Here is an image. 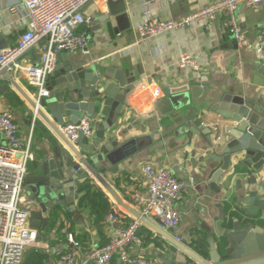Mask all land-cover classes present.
Returning a JSON list of instances; mask_svg holds the SVG:
<instances>
[{
	"label": "crops",
	"instance_id": "crops-1",
	"mask_svg": "<svg viewBox=\"0 0 264 264\" xmlns=\"http://www.w3.org/2000/svg\"><path fill=\"white\" fill-rule=\"evenodd\" d=\"M215 1L218 0H125L130 24V29L125 31H121L120 26H111L108 0L91 3L84 10L86 22L80 28V31L88 33L89 52L67 53L68 58L64 60L73 65L83 63L85 67L97 64L104 68H116L124 71L128 78L135 79L134 90L128 95L124 105V115L116 129L107 132L102 142L108 144L112 135L116 134V137L129 132L130 136L159 135L156 145L160 146L155 151H149L145 157L136 156L123 161L117 166L116 174L109 173L105 177L122 201L140 213L142 205L138 197L145 196L149 187L143 169L147 165L167 168L174 176L189 184L182 203L178 205L180 228L169 233L173 236L182 235L189 241L190 238L195 241L205 237L208 250L211 244L208 234L211 233L216 239V228L222 222V211L225 227L232 225V218L235 217L233 211H238V217L243 222L247 220L243 211H250L251 207L239 201L238 180L243 181L245 190H250L252 177L259 183L264 180V171H255L241 162L243 158H239L240 168L233 159L232 170L226 178L219 181L217 189L212 188L210 179L222 166L220 149L228 142L229 131L238 125L223 118L216 107L224 96L241 97L256 107L264 119V99L260 94L264 87V64L259 61L255 50L236 47L232 37L225 33L221 18L214 21L200 19L184 28L143 39H140L136 30L139 24L152 18L184 21ZM151 2L153 6L147 15L145 4ZM237 18L247 38L255 44L264 25V1L257 8L241 5ZM28 19L23 0H0V50L18 45L27 31ZM42 44L41 41L27 51L21 62L24 65H38L41 61L39 48ZM182 56L195 58L198 69L181 68L179 61ZM15 81L35 101L36 89L21 77ZM157 89L162 90L159 98L153 96ZM7 96L18 99L20 104H12ZM175 97L186 99L189 105H185L181 114L172 122L169 120L173 111L170 100ZM0 111L10 113L21 129L24 145L31 148L34 160L28 165V175L38 170L42 159L55 158L54 151L60 150L62 155L67 154V148L60 139L49 130L39 129L40 121L36 112L9 81L0 80ZM193 113L197 114L194 121L199 129L187 124L181 126V120L185 116L191 117ZM91 119L95 133L84 144L96 140L97 125L105 121L101 117ZM176 123L180 126H176ZM95 148L98 149L99 146ZM84 177L83 175L77 179L76 196L86 195L82 190L84 184L101 190L112 206L111 213L115 214L116 222H106L111 213L104 218L91 217L88 211L80 208L79 201L82 197L75 201L77 215L71 214L63 206L54 207L50 203L44 214L41 205L33 201L31 186L25 182L27 206L34 222L30 225L42 232L41 239L48 245L35 250L46 254L47 264H56L60 254L67 248L66 238L65 242L55 248L50 246V242L57 239L58 227L50 232L45 226L54 209L60 211L59 223L62 221L65 228L73 230L71 232L76 239L84 243L86 248L108 244L119 227L128 225L134 219L109 196L102 185L92 178L84 181ZM65 211L72 215V220L66 219L63 214ZM151 222L158 224L153 220ZM141 237L143 246L133 248L132 253L145 257L152 264H162L155 253L166 244L165 241L147 226L142 228ZM224 242L222 240L220 244ZM113 264L119 263L115 261Z\"/></svg>",
	"mask_w": 264,
	"mask_h": 264
},
{
	"label": "water",
	"instance_id": "water-1",
	"mask_svg": "<svg viewBox=\"0 0 264 264\" xmlns=\"http://www.w3.org/2000/svg\"><path fill=\"white\" fill-rule=\"evenodd\" d=\"M108 6L112 16L111 26H120L121 31L130 29L125 0H108ZM58 58L60 64L47 84L50 96L39 104L13 79L11 73H4L5 81H9L36 112L40 121L39 129L51 131L67 148L66 155L56 150L55 158L42 159L38 170L25 179L32 188L33 201L41 205L44 214L50 203L54 207L63 206L71 214L77 215L75 201L83 194L76 196V182L84 175V181L94 179L134 219H140L165 241L166 244L155 253L162 264H264V180L259 183L252 177L250 190H245L243 181L238 180L239 201L251 207L250 211H243L247 220L243 222L238 217V211H233L235 217L232 218V225L225 227L222 211V222L216 228V239L211 233L208 234L211 244L207 254L194 249L195 242L190 243L182 235L176 236L181 241L176 240L175 236L124 203L105 177L109 173L116 174L117 166L123 161L136 156L145 157L149 151H155L160 146L156 145L159 135L130 136L129 132L116 137V134L112 135L108 144L102 142L107 132L116 129L124 115V105L134 90L135 79L128 78L124 71L116 68H104L97 64L85 67L83 63L73 65L64 61L68 58L67 53L59 54ZM170 101L173 111L169 120L173 122L189 102L180 97ZM216 110L221 111L223 118L238 125L229 131L230 138L220 149L222 166L210 179L214 189L232 170L233 159L238 162L236 165L239 168V158H243L241 162L255 171H264V119L260 111L241 97L232 95L221 98ZM196 115L193 113L191 117L185 116L180 122L181 126L187 124L199 129L194 121ZM85 117L95 120L101 117L105 121L97 125L98 132L93 143L84 144L86 139L81 133L74 145L63 135L61 127L78 125ZM175 125L180 126L179 123ZM222 240L225 242L221 245Z\"/></svg>",
	"mask_w": 264,
	"mask_h": 264
},
{
	"label": "built area",
	"instance_id": "built-area-1",
	"mask_svg": "<svg viewBox=\"0 0 264 264\" xmlns=\"http://www.w3.org/2000/svg\"><path fill=\"white\" fill-rule=\"evenodd\" d=\"M99 1L104 0H23L29 18L27 31L17 46L0 50V80L5 81L4 73H11L14 80L21 77L36 89L37 104L49 98L47 84L54 76L59 54L89 52L88 33L80 31V28L86 22L85 8ZM263 1L218 0L184 21L152 18L139 24L136 31L140 39L150 38L184 28L200 19L214 21L221 18L225 33L232 37L236 47L255 50L259 61L264 64V25L254 44L241 29L237 18L241 5L257 8ZM151 6L152 2L145 4L147 15ZM41 41L43 44L39 48L40 63L24 65L21 58ZM179 66L183 69H198L197 61L192 56H182ZM260 94L264 99V87ZM161 95L162 90H154L155 98ZM61 132L75 145L81 133L85 139L91 140L95 128L92 119L85 117L78 125L61 127ZM33 160L31 148L23 143L19 125L9 112L0 111V264H24L28 250L48 246L41 239L42 232L33 228L29 221L31 213L27 206L24 185L28 165ZM143 173L149 187L145 196L138 197L142 205L141 216L158 222L166 232H176L181 224L178 205L182 203L189 184L174 176L165 167L147 165ZM106 222H116L115 214L111 213ZM144 226L140 219H133L128 225L119 227L108 244L92 248H86L84 243L79 242L65 228L63 233L67 248L60 254L56 264H113L115 261L119 264H152L145 257L132 253L133 248L142 247L144 244L141 237ZM176 240L181 241L177 237ZM189 242L195 241L190 238Z\"/></svg>",
	"mask_w": 264,
	"mask_h": 264
},
{
	"label": "trees",
	"instance_id": "trees-1",
	"mask_svg": "<svg viewBox=\"0 0 264 264\" xmlns=\"http://www.w3.org/2000/svg\"><path fill=\"white\" fill-rule=\"evenodd\" d=\"M7 97L12 104H20L18 99L12 96ZM82 190L86 192V195L79 201L80 208L82 210L88 211L91 217L94 216L97 218H104L106 217V215L112 212V206L109 203L108 199L105 198V195L101 190L91 187L89 184H84ZM59 212V210L54 209L46 223L47 225L45 226V229L50 232H53L55 228L58 227L57 239L50 242V246L52 248H55L57 245L62 244L63 241L65 242V235H63L62 232V230L65 228V224L62 221L61 224L59 223ZM63 214L65 215L66 219H68L69 221L72 220V215L68 211L63 212ZM59 238H63L64 240H59ZM207 244L208 243L205 237H202V239H196L194 249H197L202 254H207ZM46 257L47 256L46 254H44V252L40 250L30 249L25 255L24 264H47Z\"/></svg>",
	"mask_w": 264,
	"mask_h": 264
},
{
	"label": "rangeland",
	"instance_id": "rangeland-1",
	"mask_svg": "<svg viewBox=\"0 0 264 264\" xmlns=\"http://www.w3.org/2000/svg\"><path fill=\"white\" fill-rule=\"evenodd\" d=\"M29 221H30V223L32 222L31 217H30V220ZM32 223H34V222H32Z\"/></svg>",
	"mask_w": 264,
	"mask_h": 264
}]
</instances>
